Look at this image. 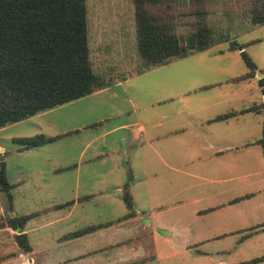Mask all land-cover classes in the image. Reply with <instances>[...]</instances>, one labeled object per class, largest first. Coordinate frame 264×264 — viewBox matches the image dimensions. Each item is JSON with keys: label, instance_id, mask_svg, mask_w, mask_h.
Segmentation results:
<instances>
[{"label": "crops", "instance_id": "crops-1", "mask_svg": "<svg viewBox=\"0 0 264 264\" xmlns=\"http://www.w3.org/2000/svg\"><path fill=\"white\" fill-rule=\"evenodd\" d=\"M255 32L260 35L247 47L255 64L250 75L246 65L232 64L240 48L216 43L180 57L206 62L183 63V98L176 103L166 92L154 100L168 101L159 110L127 96L124 85L137 75L172 67L175 59L34 114L84 97L117 95L121 89L125 94L124 109L111 104L109 113L96 116L89 105L72 127L39 129L56 136L52 140L25 149L16 143L18 152L36 157L63 135L81 133L75 143L58 147L59 160L50 165L53 175L37 167L23 174V164L19 177L9 179L1 144L11 201L0 190V264H264V258L252 260L264 256V146L259 142L264 23L251 26L248 33ZM177 76L174 81L169 74L174 84ZM256 106L259 110L252 109ZM131 111L99 129L100 122ZM25 183L34 189L48 183L46 194L18 190ZM24 214L30 217L21 227L9 224L10 217ZM21 232L29 249L16 241Z\"/></svg>", "mask_w": 264, "mask_h": 264}, {"label": "trees", "instance_id": "trees-1", "mask_svg": "<svg viewBox=\"0 0 264 264\" xmlns=\"http://www.w3.org/2000/svg\"><path fill=\"white\" fill-rule=\"evenodd\" d=\"M133 3L140 72L205 49L219 40L214 38L206 23L202 0H191L192 30L185 38L178 37L174 30L172 0H133ZM251 19L254 23L264 22V0H252ZM229 48L234 49L235 43L231 42ZM239 48L249 69L246 75H250L255 64L244 45ZM109 84V80L99 79L91 68L85 0H0V127ZM261 107L263 121L259 142L264 146V103ZM55 137L37 133L12 140L20 149H25ZM10 188L5 162L1 160L0 190L6 192L9 201ZM123 199L130 207L127 189L123 192ZM29 217L30 214H24L10 217L8 221L17 228ZM15 237L21 247L29 249L24 233ZM262 258L264 256L252 260Z\"/></svg>", "mask_w": 264, "mask_h": 264}, {"label": "rangeland", "instance_id": "rangeland-1", "mask_svg": "<svg viewBox=\"0 0 264 264\" xmlns=\"http://www.w3.org/2000/svg\"><path fill=\"white\" fill-rule=\"evenodd\" d=\"M86 1V27H87V43L89 48V58L92 71L99 79L109 80L112 83L116 79H122L127 75L138 73L141 70L140 57L136 46L135 34V19H134V3L133 0H85ZM206 10V23L210 26L215 39L219 38L221 48H227L231 42L235 43V50L239 46L244 45V49L248 53L247 47L250 39L255 35H260V32L248 33L253 25L262 24L254 23L251 19V2L252 0H202ZM191 0H172V17L175 21V32L180 38L188 36L192 30L191 21L193 13L191 10ZM264 23V22H263ZM226 38V40L223 39ZM223 39V40H222ZM216 43H219V42ZM214 43V44H216ZM213 44V45H214ZM249 54V53H248ZM238 55L237 59H232V64L235 67L245 66L243 59ZM207 58L206 55H200ZM234 56V55H233ZM175 59L174 61H171ZM170 64L172 67L154 71L150 74L137 75L131 81L125 83L127 96L133 97L138 102L151 105L153 103L155 110L165 107L167 100L156 104L154 101L157 97L162 99L165 93L169 92L175 96L174 102L181 101L183 96L180 92L183 90V63L196 64L206 62L204 59L197 60V57L186 59L172 58ZM186 61V62H184ZM170 64H167L170 65ZM179 66V68L177 67ZM178 68V69H177ZM172 72V77L175 81L177 76V84L172 82L169 77ZM207 73V72H206ZM195 74H197L195 72ZM202 77L205 72H201ZM190 77L188 78V80ZM197 78H195L196 81ZM187 81V80H186ZM173 83V84H172ZM190 83V82H189ZM170 85L169 88L163 86ZM124 88V87H123ZM181 89V90H180ZM164 90V91H163ZM180 90V91H179ZM124 91H119L117 95L100 94L97 96L84 97L68 105H63L51 111H46L39 115L30 116L17 122L9 123L0 127V152L2 145L7 150L6 163L8 166L9 179H17L20 175L18 169L23 164L26 171L39 168L42 174L50 176L55 174L50 170V165L53 160L58 161V147L70 145L75 139L81 138V133H67L58 139L55 143L47 145L43 149L41 155L30 156L25 152H18L17 144L13 142L14 137L30 136L44 131H54L62 127H72L78 119V113L81 117L83 112L89 105H92L96 111V116L107 114L111 111V104L117 108L124 109ZM166 99V98H165ZM152 105V106H153ZM137 113L141 117V113L146 116L142 110ZM125 115H132V111L121 116L111 118L108 123L100 122L99 129H103L106 125L124 119ZM134 115V114H133ZM75 116V117H74ZM86 114L84 115V117ZM152 116L149 113V118ZM139 117V116H138ZM71 133V132H70ZM117 134V133H116ZM119 132L117 137L119 136ZM101 138L100 142L102 143ZM53 146L57 147V150ZM46 148H50L47 151ZM1 158V155H0ZM34 160L38 161L37 163ZM71 172V171H70ZM68 173L70 176L71 173ZM60 174H67L62 172ZM47 184L41 185L40 189H34L33 184L25 183L24 187H19L18 190L24 192L40 191L46 194ZM52 185V184H51ZM49 190V189H48ZM17 192V190H16ZM18 197V195L16 194ZM70 225V224H69Z\"/></svg>", "mask_w": 264, "mask_h": 264}, {"label": "water", "instance_id": "water-1", "mask_svg": "<svg viewBox=\"0 0 264 264\" xmlns=\"http://www.w3.org/2000/svg\"><path fill=\"white\" fill-rule=\"evenodd\" d=\"M1 159H2V156H1Z\"/></svg>", "mask_w": 264, "mask_h": 264}]
</instances>
